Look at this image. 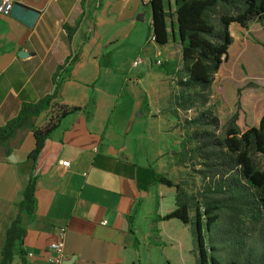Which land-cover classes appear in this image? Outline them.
Returning a JSON list of instances; mask_svg holds the SVG:
<instances>
[{
	"label": "crops",
	"instance_id": "1",
	"mask_svg": "<svg viewBox=\"0 0 264 264\" xmlns=\"http://www.w3.org/2000/svg\"><path fill=\"white\" fill-rule=\"evenodd\" d=\"M146 4L31 0L28 7L39 12L33 28L0 15V126L17 117L23 103L53 93L61 71L68 78L55 102L68 108L91 106L64 118L46 140L36 162V209L22 215L25 235L16 243L12 264H51L50 248L61 228L70 264H198L191 225L158 220L176 209L177 190L157 184L156 174L176 184L188 181L190 174L175 159L185 119L181 111L179 118L173 115L178 87L167 81L174 76L164 74L165 82H95L109 62L106 56L124 45L138 54L133 63L149 61V70L157 61L177 60L175 48L181 55L179 43L159 46L152 40ZM168 4L173 13L174 0ZM173 21H167L169 31ZM65 26L77 27L71 41ZM70 63L64 75L61 68ZM49 115L46 111L34 119V126H45ZM34 148L29 128L0 144V264ZM66 161L69 167L62 166Z\"/></svg>",
	"mask_w": 264,
	"mask_h": 264
},
{
	"label": "trees",
	"instance_id": "2",
	"mask_svg": "<svg viewBox=\"0 0 264 264\" xmlns=\"http://www.w3.org/2000/svg\"><path fill=\"white\" fill-rule=\"evenodd\" d=\"M168 1L149 0L145 6L151 11L152 40L159 46L171 42L181 46V61L160 62L158 67L168 76L183 75L176 84L180 92L173 115L179 118L180 111L196 112L182 122L185 136L175 159L176 165L190 169L189 178L191 173L199 178V184L189 191L188 181L176 184L156 174L157 184L177 190L176 209L158 220L177 219L191 225L198 264H264L263 249L256 245L261 242L264 227L262 231L250 229L260 231L250 246L239 239L237 226L230 224L225 229L222 225L223 217H238L245 209L252 213L254 222L259 216L264 223V115L257 127L240 128L241 89L237 90L236 112L224 122L209 106L215 77L232 45L229 27L238 24L248 29L253 22L262 24L264 0H174L173 13ZM168 19H175L170 31ZM65 30L71 41L77 27L65 26ZM65 80L57 74L53 93L35 103H23L18 116L0 126L1 145L26 128L35 139V148L28 156L33 161L32 170L17 205L18 214L6 231L1 264L13 263L16 243L25 235L22 215L35 212L36 162L46 140L64 118L91 107L89 103L84 108H68L55 102ZM46 111H50V117L45 126H34L33 120Z\"/></svg>",
	"mask_w": 264,
	"mask_h": 264
},
{
	"label": "rangeland",
	"instance_id": "3",
	"mask_svg": "<svg viewBox=\"0 0 264 264\" xmlns=\"http://www.w3.org/2000/svg\"><path fill=\"white\" fill-rule=\"evenodd\" d=\"M144 26L146 31V22ZM229 31L232 37V45L229 48L227 59L215 77L209 106L213 107L221 122H224L236 112L237 90L241 89L238 125L246 130L251 125H258L264 115V22L262 24L253 22L248 29H243L238 24H232ZM178 48H175L176 55L174 56L177 60L181 57ZM137 55L133 54L132 49L126 45L114 54L110 53L105 58L106 62H109L100 70L95 82L104 85L105 82H126L127 78L131 79L128 82H136V79L138 81L143 79L144 82H165V73L158 66L151 70L147 69L146 66L149 65V61L136 68L133 67V61ZM70 68L71 63L63 69L64 75H68L66 71ZM87 72L91 73V71ZM61 73L60 75H62ZM138 75L139 78H135ZM65 78L67 79L68 76ZM180 78H183V75L177 74L174 79L170 78L167 82H175V86H177ZM176 92H180V89H176ZM195 115V111L183 112L184 119L193 118ZM188 182V189L192 191L199 184V178L191 173ZM257 217L258 222L256 223L253 221L252 213L245 209L238 217L234 216L232 219L228 215L223 217L222 225L225 229L230 228V224L237 226L240 230L239 239L247 241V245L252 246V241L259 237V233L264 227L262 219ZM251 228L260 231L251 232ZM259 238L261 242L256 245L260 246L264 252V234Z\"/></svg>",
	"mask_w": 264,
	"mask_h": 264
},
{
	"label": "built area",
	"instance_id": "4",
	"mask_svg": "<svg viewBox=\"0 0 264 264\" xmlns=\"http://www.w3.org/2000/svg\"><path fill=\"white\" fill-rule=\"evenodd\" d=\"M148 2L149 0H144ZM31 0H0V15L1 16H9L13 7L15 5H21L28 7L30 4ZM144 61L142 59H137L134 63L133 66L136 68L140 66ZM160 61L156 62V65H159ZM62 166L64 167H69L70 163L69 162H62ZM65 237H66V231L65 229L61 228L58 231L57 234V240L51 245V259L50 262L51 264H63L65 261V248H66V243H65Z\"/></svg>",
	"mask_w": 264,
	"mask_h": 264
},
{
	"label": "water",
	"instance_id": "5",
	"mask_svg": "<svg viewBox=\"0 0 264 264\" xmlns=\"http://www.w3.org/2000/svg\"><path fill=\"white\" fill-rule=\"evenodd\" d=\"M10 15L24 24L25 26L29 28H33L39 18V12L36 10H33L29 7L21 6V5H15L10 13ZM145 14H139L137 16V21L143 22L144 21ZM19 56L24 58L27 56L25 52H20ZM9 161L16 163L17 160L14 155L9 156ZM63 264H70L69 261H64Z\"/></svg>",
	"mask_w": 264,
	"mask_h": 264
}]
</instances>
